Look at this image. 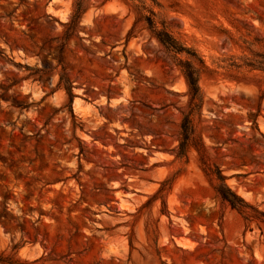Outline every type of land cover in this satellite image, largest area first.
I'll return each instance as SVG.
<instances>
[{"label": "rangeland", "instance_id": "1", "mask_svg": "<svg viewBox=\"0 0 264 264\" xmlns=\"http://www.w3.org/2000/svg\"><path fill=\"white\" fill-rule=\"evenodd\" d=\"M84 1L72 32L75 0H0V254L264 264V215L215 189L264 212V0ZM145 15L205 61L203 153L177 156L188 55Z\"/></svg>", "mask_w": 264, "mask_h": 264}, {"label": "trees", "instance_id": "2", "mask_svg": "<svg viewBox=\"0 0 264 264\" xmlns=\"http://www.w3.org/2000/svg\"><path fill=\"white\" fill-rule=\"evenodd\" d=\"M156 1V0H154ZM84 0H75L74 11L71 15V30L75 32L79 21L84 13L86 6ZM152 15H155L153 10L150 11ZM145 19L150 24L151 30L156 38L162 43V45L170 52L176 54H186L188 59L180 60V66L185 76L186 82L189 87V93L191 95L188 110L183 111V119L181 123V142L179 145L178 157L187 156V152L191 146H196V138L198 137V130L195 124V113L198 107L200 108L203 103V90L201 87V73L202 67L205 65V61L199 55V53L192 47L187 46L186 43L175 37L166 27L162 29H156L154 20L151 16L145 15ZM200 153L203 150L197 147ZM206 168H211L210 163L206 160L203 161ZM218 179L220 183L215 186L217 193L226 201H228L232 207L237 208L241 213H246V219H249L252 215H249L248 209L252 208L255 211L264 215L263 211H258L251 203L247 202L237 192H235L227 183L226 177L219 171ZM0 264H32L30 262H21L18 259H14L11 256H4L0 254Z\"/></svg>", "mask_w": 264, "mask_h": 264}]
</instances>
